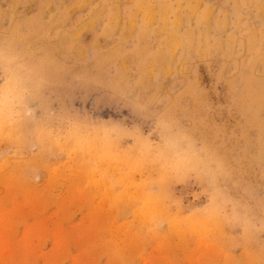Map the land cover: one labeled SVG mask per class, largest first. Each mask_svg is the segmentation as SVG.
<instances>
[{
	"label": "rangeland",
	"instance_id": "1",
	"mask_svg": "<svg viewBox=\"0 0 264 264\" xmlns=\"http://www.w3.org/2000/svg\"><path fill=\"white\" fill-rule=\"evenodd\" d=\"M0 264H264V0H0Z\"/></svg>",
	"mask_w": 264,
	"mask_h": 264
},
{
	"label": "bare ground",
	"instance_id": "2",
	"mask_svg": "<svg viewBox=\"0 0 264 264\" xmlns=\"http://www.w3.org/2000/svg\"><path fill=\"white\" fill-rule=\"evenodd\" d=\"M140 10V9H139ZM152 16V15H151ZM150 18V17H149ZM167 19V18H166ZM149 21V20H148ZM152 24V23H151ZM179 27V26H178ZM100 153V152H99ZM101 154V153H100Z\"/></svg>",
	"mask_w": 264,
	"mask_h": 264
}]
</instances>
